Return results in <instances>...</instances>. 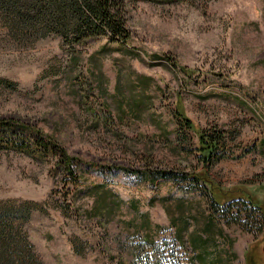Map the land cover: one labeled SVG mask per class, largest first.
<instances>
[{"label":"rangeland","instance_id":"1","mask_svg":"<svg viewBox=\"0 0 264 264\" xmlns=\"http://www.w3.org/2000/svg\"><path fill=\"white\" fill-rule=\"evenodd\" d=\"M1 12L0 119L61 144L79 179L52 156L0 151V211H17L42 264H264V233L212 216L191 180L264 209V0L138 2L126 44L74 49L20 34ZM178 107L224 132L228 158L199 163Z\"/></svg>","mask_w":264,"mask_h":264},{"label":"trees","instance_id":"2","mask_svg":"<svg viewBox=\"0 0 264 264\" xmlns=\"http://www.w3.org/2000/svg\"><path fill=\"white\" fill-rule=\"evenodd\" d=\"M154 4L183 3L186 0H0L3 20L20 34L37 36L54 35L61 38L63 45L69 48L86 46L94 41L105 39L109 44H126L131 38L127 26L128 7L138 2ZM170 68L181 70L189 75L185 68L170 60ZM129 109L140 108V104L131 98ZM177 130H192L197 136L196 159L208 168L228 158L224 132L208 133L196 128L183 110L175 111ZM180 128V129H179ZM178 132V131H177ZM14 151L40 161L46 156L56 159L67 175L73 178L74 185L79 179L73 173V162L66 149L54 139L41 134L38 130L20 122L0 119V151ZM194 184L203 190L209 203L211 215L223 221L227 226L238 225L242 231L264 233V209L260 202L245 196L218 195L211 183L202 174L192 172ZM163 178H174L171 172L162 171ZM114 198V195L112 196ZM122 201L114 202L116 205ZM98 213L101 212L102 207ZM15 210V209H14ZM17 211H0V264H42L27 237L24 224L17 223ZM29 213L24 222L29 218ZM249 219V223L244 221ZM178 242L183 240L182 229H175ZM195 257V255H194ZM195 258L193 259V261ZM157 264V263H156Z\"/></svg>","mask_w":264,"mask_h":264}]
</instances>
